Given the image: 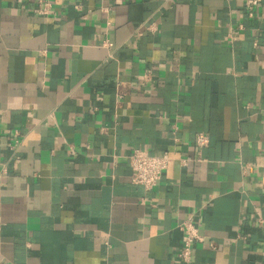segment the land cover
Returning <instances> with one entry per match:
<instances>
[{
	"label": "crops",
	"instance_id": "obj_1",
	"mask_svg": "<svg viewBox=\"0 0 264 264\" xmlns=\"http://www.w3.org/2000/svg\"><path fill=\"white\" fill-rule=\"evenodd\" d=\"M248 1L0 0V264H184L189 217L192 264H264ZM136 149L171 158L154 189Z\"/></svg>",
	"mask_w": 264,
	"mask_h": 264
},
{
	"label": "built area",
	"instance_id": "obj_2",
	"mask_svg": "<svg viewBox=\"0 0 264 264\" xmlns=\"http://www.w3.org/2000/svg\"><path fill=\"white\" fill-rule=\"evenodd\" d=\"M260 1L261 0H249L247 2L246 8L249 17L255 16V8L259 5ZM51 8L50 3H46L41 13L47 15ZM149 29H152V27ZM108 44L111 43L108 42ZM208 141V138L204 134H200L197 138V144L200 147L206 145ZM129 159L133 171V182L142 185L148 190L154 189L158 185L171 160L168 154L151 155L141 149L133 151ZM178 227L183 233V240L178 253L179 261L184 264H192L195 245L203 242L204 237L200 232L199 225L193 217L183 220Z\"/></svg>",
	"mask_w": 264,
	"mask_h": 264
}]
</instances>
